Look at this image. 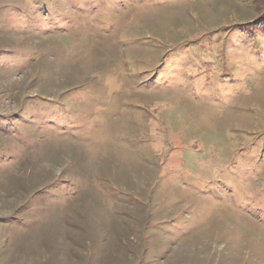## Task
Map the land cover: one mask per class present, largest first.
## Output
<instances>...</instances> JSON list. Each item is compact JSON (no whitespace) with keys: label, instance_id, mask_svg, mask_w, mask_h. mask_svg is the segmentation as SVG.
Returning a JSON list of instances; mask_svg holds the SVG:
<instances>
[{"label":"rangeland","instance_id":"374dc122","mask_svg":"<svg viewBox=\"0 0 264 264\" xmlns=\"http://www.w3.org/2000/svg\"><path fill=\"white\" fill-rule=\"evenodd\" d=\"M257 1L0 0V264H264Z\"/></svg>","mask_w":264,"mask_h":264},{"label":"trees","instance_id":"16d2710c","mask_svg":"<svg viewBox=\"0 0 264 264\" xmlns=\"http://www.w3.org/2000/svg\"><path fill=\"white\" fill-rule=\"evenodd\" d=\"M257 6H259V7H261V6H263L264 7V0H261V1H257ZM262 7V8H263ZM259 9V8H258ZM264 9V8H263ZM262 9V10H263ZM256 30H263L264 31V11H261V13H260V15L258 16V17H256L254 20H252V21H250V22H248V23H246L245 25H243L242 24V26L241 27H239V29H238V31H240V32H244L245 34H247L248 32H250L249 33V35L251 36V37H253V36H255V31ZM23 63V62H22ZM10 123H9V125H8V127L6 128V130L8 131V129L10 128V127H12L13 128V131H14V134L15 135H17V130H18V123H19V119H16V120H10L9 121ZM16 140V142L18 143V144H20V145H22L21 143L23 142L21 139H19L18 137H14Z\"/></svg>","mask_w":264,"mask_h":264}]
</instances>
